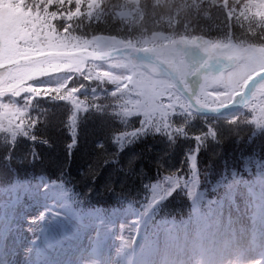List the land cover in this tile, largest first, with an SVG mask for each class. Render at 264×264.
Wrapping results in <instances>:
<instances>
[{
  "label": "snow or ice",
  "instance_id": "obj_1",
  "mask_svg": "<svg viewBox=\"0 0 264 264\" xmlns=\"http://www.w3.org/2000/svg\"><path fill=\"white\" fill-rule=\"evenodd\" d=\"M158 10H166L170 34L154 30L149 36L143 26L131 27L145 16L160 15ZM93 20L113 21L117 33L132 35L89 36L91 24L85 21ZM124 22L129 27L119 26ZM193 25V31L204 35L188 32ZM0 69V98L23 93L26 104L33 97L53 95L73 100L75 87L36 82L60 75L69 81L79 74L86 81L113 85L111 95L118 98L121 111L141 116L143 124L157 130L184 132V120L196 109H208L232 114L234 119L224 121L231 135L240 137L241 130L249 128V143L264 139V0H0ZM27 121L24 108L0 100V129H24ZM189 135L197 142L189 167L198 171L200 147L218 143L221 136L215 124ZM253 165L257 175L251 182L231 172L227 207L234 216L223 219L221 201L203 224L222 226L243 243V264H264V161L255 155L243 158V172L250 173ZM257 185L259 191L254 190ZM237 193L243 208L234 199ZM46 211L51 218L40 212L29 229L39 235L26 254L35 251L38 260L43 247L55 248L68 237V224L59 222V213L47 206ZM14 213L0 216L4 236L14 230ZM133 231L139 232V240H134ZM128 233L127 239L121 237L117 253L123 255L118 262L97 259L93 248L92 258L78 264H140L144 245L155 235L141 237L138 221ZM0 253L10 255L6 248ZM45 259L46 264H60ZM8 264L13 262L8 259Z\"/></svg>",
  "mask_w": 264,
  "mask_h": 264
},
{
  "label": "trees",
  "instance_id": "obj_2",
  "mask_svg": "<svg viewBox=\"0 0 264 264\" xmlns=\"http://www.w3.org/2000/svg\"><path fill=\"white\" fill-rule=\"evenodd\" d=\"M141 2L143 3L144 0H141ZM158 12L163 16V19L160 18V15L153 17L145 16L144 19L137 20L131 27L135 29L143 26L146 34L149 36L154 30L170 34L171 30L167 27L168 16L166 15V10L163 12L158 10ZM220 18L223 19L222 14ZM233 22L234 18L229 23ZM85 23L91 24L89 36L93 34H114L118 35L119 38L125 34L132 35V33L126 32L117 33L113 21L93 20L85 21ZM119 26L121 28L129 27L127 22ZM194 28L195 25L190 27L188 32L195 35H204V33L193 31ZM204 31L207 32V28ZM181 34H184L183 30H181ZM205 38L210 37L205 35ZM211 38H215V34ZM57 77L61 78L58 82ZM42 78L44 77H40L39 79ZM49 79L55 80L54 83L57 82L55 87H60L62 84H67L69 89L73 87L79 89L81 87L74 94L77 96L78 101L62 99L58 95H53L48 97H33V100L26 104L23 99L25 94L22 93L21 97L16 98V100L21 99V108H24L27 113L26 130L30 129L34 132L31 136L32 142L28 141L25 130L26 136L18 134L14 143L11 144V148L8 149L9 144H7L6 140L7 129H0V134L5 136L4 139H0V166L12 165L17 171L18 164H28L34 173L51 174L55 171L57 174H64L66 178L71 179V181L67 179L68 183L77 194L82 207L100 208L104 206L103 208L105 209L113 207V209L105 212L109 216L114 209H124L123 211H127L129 208L135 209L137 207L140 210L141 206H144L149 201L150 193L148 186L159 181L164 186L166 177L175 174L183 176L188 173V157L193 152L197 142L192 138V135H189L187 130L175 134L168 130H159L158 132L145 131L132 137L129 145L117 151L110 144L112 143L111 139L122 132L121 129L126 123L127 126L125 127H130V129H125L127 130L126 134L129 133V136L135 135L137 133H135V130L138 129L139 125L137 123L134 125L132 121L129 123V119L137 117V115L130 117L121 111L118 98L111 95L112 90L107 87H101L103 83H100V89L93 93L94 88L98 87L96 85L97 81L95 83L93 81H84L79 74L74 75L72 80L69 81L66 75H60L39 82L46 84V80ZM77 104H81V106H77ZM59 109H62L67 115L65 116V124H61V114H56V110L59 111ZM42 114L44 115L40 118ZM196 117L204 127L200 132L205 130L206 125L215 124L221 136L218 143L209 141L200 147L198 171L196 173L199 180H196L198 185L196 189L206 195V199L203 202L207 199L222 200L229 193L227 185L232 180L231 172L233 170L239 172L246 180L252 181L256 178L257 169L254 165L250 173L243 172V158L255 155L261 161H264V139L255 138L254 143H249L251 138V129L249 128L242 129L240 137L231 135L230 129L224 121L234 118L201 115H196ZM138 120H141V116L139 115ZM181 126L184 127L183 125ZM53 128H55L54 132ZM68 130H72L73 133L72 139L68 138L67 140H72V147L70 152L67 153L69 157L66 159V162L64 161V165L61 166L62 168L57 169L62 163L61 145ZM88 146H90V149ZM81 148H83V152L79 153L81 151L79 149ZM4 150L11 152L6 153L3 152ZM121 151H124L126 155ZM98 152L103 158L95 163L97 159L94 157ZM22 153L25 154L23 157ZM131 153L135 155L134 160L136 161L134 171L129 175L131 180L124 183L123 186L111 184L104 177L102 170L109 169V166H112L114 169V166H119V164L122 166ZM8 154L12 157L6 160ZM84 156H86L85 159ZM122 157H125L124 162ZM89 165L90 168L87 170V166ZM119 170L120 168L116 171ZM85 171L88 174H85ZM0 175H3L1 169ZM209 180L213 187H217L213 189L209 188ZM146 188H148L147 191ZM82 191L85 194L84 200H82L79 193ZM192 201V199L186 198L185 194L181 196L180 190L174 188L167 199L161 201L153 209L155 214L154 219H161L160 221H167L172 225L175 224L174 222L177 221V218H192L197 215L192 210L197 211L198 208L201 210L200 204L195 207L196 205ZM106 202L111 207H107Z\"/></svg>",
  "mask_w": 264,
  "mask_h": 264
},
{
  "label": "rangeland",
  "instance_id": "obj_3",
  "mask_svg": "<svg viewBox=\"0 0 264 264\" xmlns=\"http://www.w3.org/2000/svg\"><path fill=\"white\" fill-rule=\"evenodd\" d=\"M57 79L58 82L61 78L57 77ZM46 81V84L52 86H55V84L57 83H54L55 80L53 79H49ZM38 83L40 82L38 81ZM93 83H95V80H93ZM96 85H98V87L96 86V88H94L93 93L100 89V83L96 82ZM101 87H107L112 91L115 90L114 86L111 84H103L101 85ZM80 89L81 87L78 90ZM209 91H211V89H209ZM94 95L97 96L96 94ZM0 100L2 99L0 98ZM73 100L76 102L78 101L76 95H74ZM79 106H81V104ZM56 112L57 115L61 114V124H65V116H67L66 113L62 109H59V111L56 110ZM44 114H42L40 118H42ZM196 115L197 114L195 113L190 119L184 120L181 123V125L186 127V130L189 133H197L204 128ZM231 115L232 114L228 116L231 117ZM179 119L180 118H178V120ZM131 121L134 125H136V123L139 125L138 129L135 130V133H137L135 135L129 136V133L126 134L127 130L125 129H130V127H125L127 126V123L124 125L122 124V132L113 137L111 139L112 143H110L112 146H114L115 149H117V151H120L124 147L129 145L132 137H135L136 135L149 130L152 132L159 131L154 125H148L146 127V125L143 124L141 120H138V115L137 117L130 118L129 123ZM55 127L57 128V126ZM26 128L27 124H25L24 129L6 130V140L7 144H9L8 149L11 148V144L14 143L18 134H23L24 136H26ZM160 130L167 131L164 129ZM54 131L55 128H53V132ZM26 133L28 141H31V136L34 134V132L30 129H27ZM72 137V130H68L67 134L65 133V138L62 141L61 145L62 163L58 166L59 168L57 169H61V166L64 165V161L66 162V159H68L69 157L67 156V153L71 150L72 140H67L68 138L72 139ZM4 138L5 136L3 134H0V139ZM88 148L90 149V146H88ZM79 151V153H82L83 148L79 149ZM3 152L10 153L11 151L4 150ZM99 152L94 157L95 159H97L95 163L99 162V160L103 158ZM121 152L124 153V151ZM23 155L25 154L22 153V157ZM124 155H126V153H124ZM11 157L12 156L8 154L6 156V160L10 159ZM134 157L135 155L131 153V155L126 158L125 162V157H122L124 162L122 166H120V164L119 166H114L115 169L112 166H109V169L103 170H107V173L109 174V176H111L113 175V171H116L120 168L121 171L126 173V176H129L134 171V166L136 164ZM85 158L86 156H84V159ZM17 166L19 171H16L12 165L5 167L0 166L1 172L3 173V175H0V180H2L0 181V216H3L5 213L12 214L13 210H15V218H13L12 220L14 230L9 232L7 236H4L2 233H0V250L6 248L10 254L7 257V253H0V264H8V259L11 260L13 264H29V260L32 262V264H46L45 258L59 261L60 264H78L79 261L92 258L90 254L93 253V248L96 249L97 259H104L105 257H108L113 261L118 262L123 255V253H117V249H119L122 244L121 237L127 239L129 234L128 228L134 222L138 221L140 224L141 237L147 234L149 236L155 235V238H158L160 235L167 232V229H169L171 225L167 221L154 219L155 214L153 210L149 214H147V212L150 210L152 205L157 204L161 201H165L174 188H178L180 190L181 196L185 194L186 198H189V200L192 199V202L196 205L195 207L199 206L200 204L202 208V211L200 212L201 219L203 218L202 221L187 223L186 221L188 219L182 218L181 221L179 218H177V220L180 221L179 227H184L183 225L185 222L187 223V226L202 225L203 221L209 218L214 210L220 208L221 201H223L225 204V208L223 209V219L227 220L230 213L234 216V210H231L227 207V196L222 200L207 199L203 202V200L206 199V195L196 189V187L198 186L196 180L199 179L198 176H196L197 171L189 167V161L187 164L188 173L186 175H170L169 177H166L164 186L161 185L160 181L158 183L152 184L151 186H148L149 190L148 188H146V191L148 190L150 193L149 201L145 203L144 206H141L140 210L137 207L135 209L129 208L128 212L117 210L114 212L112 217L106 215L105 212L113 209V207L110 209H105L103 208L104 206L93 209H90V207H82L80 205L81 202L79 203L77 194L71 189V186L68 183V180L71 181V179L66 178L64 174H57L55 171L51 174H40L36 172L34 173V171L30 169V166L28 164H18ZM91 166L93 165L91 164ZM89 168L90 165L87 166V170ZM86 171L85 174H88V172ZM255 179L256 178H254L253 181ZM26 180L32 181L30 184H28ZM248 181L251 182V180ZM208 184V187L211 189L217 187H213L210 180L208 181ZM254 190L259 191V186L257 185ZM244 191H246V189H244ZM64 193L67 195H65ZM79 193L82 197V200H84V192L82 191ZM234 199L236 200V203L243 208V198L240 197L238 193L235 195ZM209 201H213L214 203L209 204ZM62 205H67L68 207H63ZM46 206L47 208H50L52 212L59 213V222L67 223L68 234L70 233V231H72L73 234H69L70 236L64 238L55 248L43 247L42 251L44 255L38 260L35 251L30 254H26V251L21 250V245H25L26 248L33 246L32 242L37 239L39 233L34 234L29 229L31 227H34L31 222L35 217L39 215L40 212H45L46 216H48L49 219L51 218L50 213L46 211ZM106 206L111 207L110 204H107V202ZM192 212L196 213L197 211L192 210ZM73 213H75V215H73ZM21 215L24 217L23 219H19ZM121 225H124L123 229L121 228ZM173 225L171 227H173ZM2 227L3 224L2 222H0V229H2ZM73 228H75L76 230L73 231ZM133 238L134 240L140 239L138 231H133ZM37 243L39 244L40 241H37ZM133 247H135V243L133 244Z\"/></svg>",
  "mask_w": 264,
  "mask_h": 264
},
{
  "label": "clouds",
  "instance_id": "obj_4",
  "mask_svg": "<svg viewBox=\"0 0 264 264\" xmlns=\"http://www.w3.org/2000/svg\"><path fill=\"white\" fill-rule=\"evenodd\" d=\"M242 247L222 226H184L147 242L140 264H243Z\"/></svg>",
  "mask_w": 264,
  "mask_h": 264
},
{
  "label": "bare ground",
  "instance_id": "obj_5",
  "mask_svg": "<svg viewBox=\"0 0 264 264\" xmlns=\"http://www.w3.org/2000/svg\"><path fill=\"white\" fill-rule=\"evenodd\" d=\"M107 172H108L107 170H102L104 177L113 185L123 186L124 183L131 180L130 177L126 176V173L121 171V170L113 171V175H111V176H109V174ZM114 179H115V181H114ZM21 247H22V249H21L22 251L23 250L26 251L28 248V247L26 248L25 245H21ZM25 264H27V263H25Z\"/></svg>",
  "mask_w": 264,
  "mask_h": 264
},
{
  "label": "water",
  "instance_id": "obj_6",
  "mask_svg": "<svg viewBox=\"0 0 264 264\" xmlns=\"http://www.w3.org/2000/svg\"><path fill=\"white\" fill-rule=\"evenodd\" d=\"M0 71H3V69H0ZM195 113L208 116H227L231 114L230 112H215L208 109H196Z\"/></svg>",
  "mask_w": 264,
  "mask_h": 264
}]
</instances>
